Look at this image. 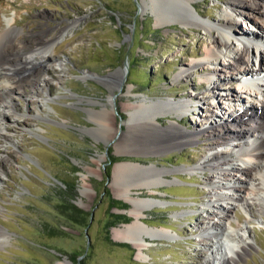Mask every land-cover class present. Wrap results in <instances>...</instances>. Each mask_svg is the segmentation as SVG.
I'll use <instances>...</instances> for the list:
<instances>
[{
	"label": "rangeland",
	"instance_id": "rangeland-1",
	"mask_svg": "<svg viewBox=\"0 0 264 264\" xmlns=\"http://www.w3.org/2000/svg\"><path fill=\"white\" fill-rule=\"evenodd\" d=\"M194 1L201 14H193L200 20L215 24L229 11L238 35H252L251 28L257 31L251 20L237 17L238 12L228 9L222 0ZM184 6L178 0H157L154 7L149 0L0 3V29L9 20L25 39L52 37L56 57L52 66L59 70L57 75L40 72L35 90L32 85L22 87L27 94L10 91L3 97L1 108L7 114L0 115V157L4 159L0 164V228L7 239L0 243V264H57L63 259L65 264L217 263L220 248L232 256L237 248L233 244L243 240L252 245L238 264H264V208L254 195L245 200L229 196L234 192L248 196L244 188L255 174L226 169L235 176L222 179L213 170L199 167L205 154L228 153L237 143L226 137L225 146L216 143L209 149L208 143L215 138L205 114L222 123L224 115L241 113L244 107L255 105L259 112L264 111L257 85L260 80L264 90V71L253 81V75L234 73L230 78L228 72L216 68L204 58L212 36L201 25L182 22ZM167 12L172 20L159 24L156 15ZM226 37L244 57L240 69H259L257 46L247 42L250 50L246 53L244 43L233 32ZM231 58L230 52L220 55L221 63ZM118 70L123 79L114 87L107 76ZM182 70L185 75L179 74ZM220 73L227 74L225 84L220 80L210 84L205 79H215ZM245 84L251 90L249 98ZM210 89L214 93L207 97ZM228 90L236 95L234 100L227 98ZM114 95L115 111L109 112L113 137L106 139L96 115ZM168 101L173 104L163 105ZM151 102L161 111L159 126L175 123L187 131L205 128L204 133L158 153H118L116 143L132 122L130 114L139 103ZM177 104L183 108L178 114L174 110ZM107 108L111 110L112 105ZM259 120L250 122L256 127ZM235 153L229 155L241 163ZM119 161L170 169L164 175L181 180L134 191L135 196L162 201L147 209L141 220L150 228H166L174 236L147 237L143 259L132 245L111 236L112 227L132 220L125 210L130 204L116 197L110 186L112 167ZM223 183L229 188H222ZM212 185L219 188L220 199L213 194ZM115 199L126 207L115 206ZM220 205L226 215L220 213ZM219 237L221 246L216 242Z\"/></svg>",
	"mask_w": 264,
	"mask_h": 264
},
{
	"label": "bare ground",
	"instance_id": "bare-ground-1",
	"mask_svg": "<svg viewBox=\"0 0 264 264\" xmlns=\"http://www.w3.org/2000/svg\"><path fill=\"white\" fill-rule=\"evenodd\" d=\"M178 1L180 4H185L184 10L186 12V17L184 19V17L181 16L184 19H181L182 22L186 24L195 23L196 25H201L212 36L210 45H207L204 50V58L210 63L216 64V68L220 71L228 72V76L230 78L234 77V73L238 75L242 73L250 74L252 76L262 70L264 71V0H222L228 9L238 12V15L243 19L247 18L252 21L253 25L256 27L255 29L257 30L254 31L252 28L249 29L252 35L237 34L238 29L235 28L234 17L229 11L223 12L221 19H218L217 23L212 24L200 20L193 14V11L201 14V12L196 9V3L194 0ZM3 2L4 0H0V3ZM149 3L152 7H154L157 5V0H149ZM189 6L193 7L194 10H191ZM156 16L159 24L172 20L169 12H167V14H157ZM63 30L64 29H60L61 32H63ZM231 30L233 34L236 35V38L239 39L240 42L244 43V52L249 53V44L255 45L259 48V69L256 68V66H246L240 69L241 67H239V63L244 60V57L241 54V51L238 50V48L233 47L226 37V33ZM258 30L261 32L260 35L258 34ZM20 35L21 29L9 20L6 22L5 27L0 29V115L4 116L7 113L5 108H1V105L3 103V97H6L7 93L15 91L27 94L28 91L22 89V87L24 85H32V88L35 90L41 81L40 72L43 71L50 75H57L59 73V70L52 66V62L55 61L56 58L52 52L54 51V47H52V43L54 42L52 37L37 35L32 38L25 39ZM258 42L263 43V45ZM229 52L232 54L231 60L228 62L223 61L221 63L220 55L225 56V54ZM249 60H251V56L248 57L247 61ZM209 66L210 65H207V67ZM245 68H249V70L247 71ZM179 74L185 75L186 71L182 70ZM226 75L227 74L224 76ZM224 76L220 73L215 79L212 76H208L205 79L210 81V84L219 80L221 81V84H225L222 82L224 81ZM107 77L111 78V82L114 83V87H119L123 79L122 70L111 72ZM241 84L240 86L244 85ZM245 85L247 88L244 92L248 93L247 96L249 95L248 97H245L249 98L251 90H248L249 86L247 85L249 84ZM257 85H259V82ZM113 86L111 87V94H113ZM259 86L260 93L264 99V90L261 87V84ZM210 93H214L213 90H208L206 96L209 97ZM220 94L222 95L223 92ZM226 95L228 96L227 98L231 100L236 98V95L231 92V90H228ZM114 101L115 95L113 100L110 97L107 98V101L103 103L104 107L100 109L98 111L99 113L96 115V121L101 127V134L106 139L113 137V133L111 131L112 122L109 112L115 111L113 106ZM165 103L166 104L163 105L173 104L169 101ZM108 105H112L111 110L107 108ZM175 106L174 110H176V113L178 114L177 110L182 108V104H177ZM160 112L152 102L149 104L139 103V106L135 107L133 113L130 114L132 122L128 124L127 132H123L117 140V152L121 154L126 151L158 153L170 147H177L188 141L194 140L197 135L204 133L205 131V128L200 131H187L180 128L175 123L165 127L159 126L157 119ZM205 117L210 120L209 124L212 128V133L210 134L215 138L208 143V145H210L209 149H214L215 146L213 145L216 143L217 145L225 146L226 137L237 139L236 147L232 151L236 152V159L240 160L241 163L235 162V158L229 155V152L232 151H227L228 153L220 155L217 151H215L214 153L205 154L199 167L202 169L213 170L217 176L222 179L227 178L228 175L232 178L235 176V172L230 173L227 172L226 169L236 172H253L255 177L252 181L250 180V182H247V185L244 188L245 194L248 196L241 197L237 194V192L230 193L229 196L232 199L238 198L240 200H245L248 197L250 198V195H254V197L259 199L261 206L264 208V111L259 112L255 105L244 107L241 113H228L224 115L222 123H218V120L220 119L215 118V116L212 117V115L210 116L205 114ZM257 119L260 120L258 121L257 126L254 127L250 121ZM227 148H225V150ZM3 161L4 159L0 157V164ZM169 171L171 170L157 168L156 166H142L139 162L127 161L116 162L112 167L110 186L116 197L121 198L130 204V207L125 210L132 216V220L130 222L112 227L111 236L114 240L127 242L132 245L137 250V254L141 256V258L142 250L146 246L147 237H164L172 239L174 236L166 228H150L145 221L141 220V217L144 216L147 209L152 208L154 205H162V201L158 198L148 196H135L134 191H140V189L147 186H158L161 184L181 182V180L177 177L174 179L166 177L164 173ZM221 187L226 189L229 188L227 183H223ZM218 189L216 186L212 185L211 190L213 191V194L220 199L221 194ZM219 207L220 213L226 215L224 213L225 210L223 205H220ZM217 223L218 222L216 221H212L211 224L219 226V223ZM223 230H225V227ZM217 233L219 232H216V234ZM6 239L7 235L0 228V243H4ZM216 242L221 246L223 240L219 237L216 239ZM233 245L237 248L232 256H228L225 254V251H222L220 248V253L217 252L220 254L218 262L215 263L213 260H208L206 264H238L246 255L248 248L252 245V242L243 240L242 243L238 241L237 244ZM210 253H213L212 249H210ZM65 263H67L65 259L57 262V264Z\"/></svg>",
	"mask_w": 264,
	"mask_h": 264
},
{
	"label": "trees",
	"instance_id": "trees-1",
	"mask_svg": "<svg viewBox=\"0 0 264 264\" xmlns=\"http://www.w3.org/2000/svg\"><path fill=\"white\" fill-rule=\"evenodd\" d=\"M113 202L115 203V206H117V207H119V208L126 207V205H127V204L124 203L123 201H121V200H117V199H115ZM70 209H72L73 211H76V213H77V210H76L73 206L70 207ZM119 216H120L121 219H123V220H125V221H126V219H128V217L125 216V215H119Z\"/></svg>",
	"mask_w": 264,
	"mask_h": 264
}]
</instances>
